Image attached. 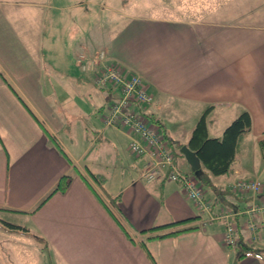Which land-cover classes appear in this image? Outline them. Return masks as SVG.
<instances>
[{
  "label": "crops",
  "instance_id": "crops-1",
  "mask_svg": "<svg viewBox=\"0 0 264 264\" xmlns=\"http://www.w3.org/2000/svg\"><path fill=\"white\" fill-rule=\"evenodd\" d=\"M42 1L0 0V70L41 120L31 115L0 74V214L28 216L36 240L47 247L56 264H264V245L225 242L224 220L198 224L200 211L181 183L166 176L152 182L140 177L146 157L131 152V130L103 122L114 88L100 89L99 101L90 91L83 110H79L81 101L77 105L49 98L52 89L40 82L42 71L34 72L25 61L27 55L16 46L26 41L25 28L38 29L33 40L37 43L43 25L57 28L48 7L59 5ZM186 7L191 14L175 6L157 15L124 13L126 23L121 26L100 27L103 44L84 42L77 53L84 45L104 48L110 61L142 75L154 94L147 108L149 120L176 154L178 167L183 164L178 160L180 148L189 143L208 107V131L215 137L222 136L243 108L250 111L252 129L243 134L228 176L212 177L209 188L200 182L217 208L228 201L233 181L261 178L264 169V23L213 20L201 16L198 5ZM85 80L91 88H100L90 78ZM28 93H36L37 98ZM247 152L251 162L240 159ZM69 174V186L42 203ZM94 188L108 204L115 200L113 209L134 240ZM251 196L240 193L247 203ZM232 206L242 208L240 202ZM192 217L196 219L190 224L195 227L162 238H148L141 232Z\"/></svg>",
  "mask_w": 264,
  "mask_h": 264
},
{
  "label": "rangeland",
  "instance_id": "rangeland-1",
  "mask_svg": "<svg viewBox=\"0 0 264 264\" xmlns=\"http://www.w3.org/2000/svg\"><path fill=\"white\" fill-rule=\"evenodd\" d=\"M42 2L46 4L53 2L59 5L58 8L52 5L48 7L51 10L49 14L52 15L51 19L55 15L57 28L52 26L51 23L46 25V29L43 25L41 41L38 43L33 42L38 29L25 28V33L22 35H25L26 41L21 44L17 43L16 46L19 49L17 51L27 55L25 61H29L27 64L34 72L42 71L40 82L46 89H52L49 92L51 100L70 102L77 105L81 101L82 109L79 110H83L86 96H89L90 91L95 93L94 96L96 97L93 99L99 101L98 92L103 88H91L85 80H89V78L92 80L94 72H81L79 70L76 65L77 61L75 63L78 55L77 50L84 42L90 45L103 44L99 31L100 27L110 29L112 24L121 26L126 23L124 13L132 12L136 16L157 15L162 9H167L170 12L175 6L183 14L188 15L191 13H186L189 10L186 5H198V13L209 19L215 20L216 17H222L230 22L264 23V0H43ZM205 8L208 9L206 12L201 11ZM191 9L195 8L191 6ZM86 47L88 46L86 45ZM89 50L95 52L94 49ZM81 78L82 82L79 81ZM144 82L149 90L147 82ZM113 91L116 96L121 94L119 86H115ZM32 94L37 98L36 93ZM32 94L28 93L35 100ZM49 98L47 99L49 100ZM106 104H109L108 100ZM74 121L85 122L83 119L78 120L76 118ZM248 146L249 151L252 152L253 146L251 143ZM262 149L264 151V146ZM251 157L252 155L248 152L245 156L240 155L242 160L247 158L246 162H251ZM178 160L179 162L183 161V164L180 163L179 168L182 171L187 170V173H191V170H189L190 165L187 163L188 161H185L186 157L178 153ZM263 172L264 169L260 174L262 180H264ZM225 174L214 175L213 177H221ZM205 186L209 188L208 185ZM228 196V201L224 202L226 208H229L233 202H240L243 209L249 204V201L247 203L243 198H240V193L229 192ZM207 215V213H202V217H207ZM0 216V264H56L54 259H51L52 255L47 247L36 240L34 225L28 216L17 213L7 214L5 212L1 213ZM245 218L243 214L242 220H245ZM6 222L22 225L29 228V230L13 229L14 227ZM254 252L258 253L259 251L255 250Z\"/></svg>",
  "mask_w": 264,
  "mask_h": 264
},
{
  "label": "built area",
  "instance_id": "built-area-1",
  "mask_svg": "<svg viewBox=\"0 0 264 264\" xmlns=\"http://www.w3.org/2000/svg\"><path fill=\"white\" fill-rule=\"evenodd\" d=\"M83 72L93 71V83L102 88L119 86L121 94H114L103 114L106 125L127 127L133 133L130 150L136 157H146L140 177L148 182L163 176L183 186L187 197L195 202L206 221H225V242L232 246L264 245V183L257 178L237 179L230 184L233 192L252 194L244 208L224 206L215 208L206 197L204 187L194 173L182 171L176 164V154L170 150L158 128L151 124L147 108L154 102L142 76L110 61L106 49L92 52L83 47L76 57ZM245 220H242V215Z\"/></svg>",
  "mask_w": 264,
  "mask_h": 264
},
{
  "label": "trees",
  "instance_id": "trees-1",
  "mask_svg": "<svg viewBox=\"0 0 264 264\" xmlns=\"http://www.w3.org/2000/svg\"><path fill=\"white\" fill-rule=\"evenodd\" d=\"M0 74L7 81V83L14 91L18 99L27 107L31 115L38 122H41L39 115L32 108V106L29 104L26 98L18 91V89L13 85V83L10 82L5 77V75H3L1 70H0ZM209 108H211V106L206 109V111L202 114V116L198 120L195 128L193 129V132L191 134L188 143L190 148L194 150L201 159V163H202L201 168L203 169V173L198 178L200 182L204 183L205 185H209L211 183V179L214 175L225 174L232 169L234 160L237 155V150L240 144V140L243 134L251 131L252 129V115L248 109L243 108L242 111L225 127L221 137L210 136L208 131V124H207V112ZM54 140L56 141V138H54ZM60 149L67 156L66 152L61 147ZM179 153L182 154L180 151ZM94 176L96 181L101 184V178L98 177L97 175ZM84 178L87 181H89L86 175H84ZM70 181H71L70 174L63 176L59 180L57 185L54 187V189L51 191V193L42 201V203L58 190H63L67 188L69 186ZM94 190L97 196L100 198V200L108 208V211L116 219L118 224L126 231V233L130 236V238L133 239L130 230L122 221L121 217L113 209V207L116 206L115 200L110 199L112 204L111 206V204H108L105 198L101 196V194L95 188ZM210 200L216 206V203L212 199ZM197 218H198L197 222L200 225L206 226L207 224L213 222V221L212 222L206 221L202 217V213H199ZM194 219H196V217L183 219V220H174L165 224H155L152 227L144 229L141 232L142 234H147L148 238H162L195 227L193 224H190V222L193 221ZM6 223L12 225L14 227L13 229L16 230L17 229L27 230V228H25L22 225L12 224L11 222H6ZM251 249H255L259 251V249L254 248V246Z\"/></svg>",
  "mask_w": 264,
  "mask_h": 264
},
{
  "label": "water",
  "instance_id": "water-1",
  "mask_svg": "<svg viewBox=\"0 0 264 264\" xmlns=\"http://www.w3.org/2000/svg\"><path fill=\"white\" fill-rule=\"evenodd\" d=\"M180 152L186 157V160L191 166V171L197 177H200V175L203 173V169L201 168V159L197 153L192 150L188 144H183L180 148Z\"/></svg>",
  "mask_w": 264,
  "mask_h": 264
}]
</instances>
